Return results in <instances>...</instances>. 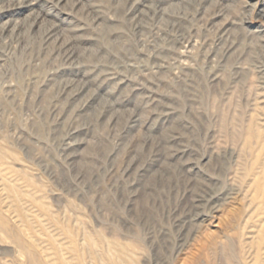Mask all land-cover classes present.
<instances>
[{
  "label": "rangeland",
  "instance_id": "obj_1",
  "mask_svg": "<svg viewBox=\"0 0 264 264\" xmlns=\"http://www.w3.org/2000/svg\"><path fill=\"white\" fill-rule=\"evenodd\" d=\"M55 1L0 0V264H264V0ZM36 13L91 54L57 72Z\"/></svg>",
  "mask_w": 264,
  "mask_h": 264
},
{
  "label": "bare ground",
  "instance_id": "obj_2",
  "mask_svg": "<svg viewBox=\"0 0 264 264\" xmlns=\"http://www.w3.org/2000/svg\"><path fill=\"white\" fill-rule=\"evenodd\" d=\"M125 2L128 3V8L126 11L127 14L131 16L133 20H136V23H139L145 18L146 15L155 10L142 1L131 2V0H125ZM55 3L60 7L59 9H63V7L67 6L71 8H81V5H79L77 1L72 2V0H56ZM27 5L31 6L32 3L28 2ZM32 26L37 27V33L43 30L40 35H37L35 41L37 42L40 52L43 53V55L50 61L57 63V72L64 71L65 68L69 67V65H73V67L76 68L78 66L79 60L87 56L89 52L90 54L92 52L91 49L87 47H76V44L79 42V39L81 37L79 35L81 29L74 28L70 29L69 31L65 30V28H63L64 26L62 27L61 23L60 25L59 23H49L40 13H36L32 18ZM42 27H44V29H41ZM17 28L18 24H15L14 22L13 31ZM226 32L227 30L223 29L222 34L218 37V41L220 43L226 40V38L224 37V35L227 34ZM228 50H230V47L228 48ZM226 52L228 51L226 50ZM58 84L59 89L63 92V95L71 103V105L79 104L80 107H84L95 103V101L97 100V96H95V94L89 90V86L87 84V81L84 80V77L62 78V80ZM103 113L107 121L111 124L114 123L118 118V113L112 106H104ZM184 154L185 149H177L174 153V156L176 158H181ZM183 162L187 164L186 160ZM197 198L196 201L200 203L202 198Z\"/></svg>",
  "mask_w": 264,
  "mask_h": 264
}]
</instances>
